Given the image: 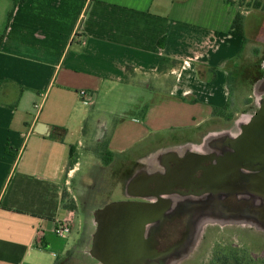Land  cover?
<instances>
[{
	"label": "crops",
	"instance_id": "0c3cea01",
	"mask_svg": "<svg viewBox=\"0 0 264 264\" xmlns=\"http://www.w3.org/2000/svg\"><path fill=\"white\" fill-rule=\"evenodd\" d=\"M238 13L244 45L230 35ZM250 13L238 0H0V264H40L56 222L73 220L63 197L82 145L68 138L87 135L86 107L104 111V102L124 98L107 149L122 170L151 169L118 179L131 197V185L178 156L153 157L162 136L198 145L196 154L235 138L227 132L235 107L251 118L264 98V67L254 66L261 56L245 27ZM137 87L148 98L128 90ZM129 107L143 110L130 116ZM109 132L102 126L98 139Z\"/></svg>",
	"mask_w": 264,
	"mask_h": 264
},
{
	"label": "rangeland",
	"instance_id": "374dc122",
	"mask_svg": "<svg viewBox=\"0 0 264 264\" xmlns=\"http://www.w3.org/2000/svg\"><path fill=\"white\" fill-rule=\"evenodd\" d=\"M238 1L246 9L251 10L250 16L245 21L246 33L249 34L250 42L254 43L257 55L261 56V59L258 57L259 63L254 66L264 67V38H260V28L262 25L264 26V14L262 13L264 12V0ZM255 5L259 8H255ZM262 36L264 37V33ZM128 90L132 92L134 97L148 98L147 93L140 91L138 87ZM103 106L106 111L97 110V106L96 108L86 107L89 114V120L86 124L87 135L82 137L74 135L68 138L70 145L77 146L78 142L82 145L81 147L77 146L79 171L69 180L70 198L65 197V204L69 205L68 203L73 201L75 215L71 230L67 235L62 238L56 235L48 237L49 245L41 250L43 256L40 264H56L57 259L64 258L66 253L73 251V249H75V255L61 264H96L93 259L89 258V249L95 231L93 227L94 212L106 204L121 202L126 197L124 190H122L124 185L118 181L119 178L124 177L123 179H125L127 177L129 179L138 173L151 172V169L146 166H130V164L129 167L122 170L118 161L111 162L107 166L104 165L99 154L101 149H99V144L103 145L108 133L98 139V131L102 126H105L110 134L117 124L119 118L117 114L125 110L126 105L123 98L121 102H104ZM242 108V105L235 107V118L231 129L227 131L236 137L241 133L242 122L246 124L251 119L243 115ZM257 109L258 104L252 105L251 113L254 114ZM112 110H115L113 114L110 113ZM142 110V108L132 109L129 107L127 113L130 116H137L141 114ZM220 130L222 129L218 131ZM166 136H162L158 141L156 147L158 152H154L153 157H156L158 153L162 154L163 150H172L178 156H183L186 150L190 148L192 153L199 152L197 151L199 150L198 145L180 146L173 142L172 135ZM144 158L142 160L147 159ZM233 192L235 193V201H242L241 207L235 210V215L226 217L228 215L224 213L223 218L217 219L205 216L199 222H195L196 224L192 223L191 231L181 248L175 251L168 262L161 264H209L215 253L230 248L244 249L253 258H264V223L259 220L257 212L263 203L262 199L251 194L245 188L244 183L236 184ZM173 200L176 201V199ZM81 240L82 246L80 247ZM50 251L54 252L55 255L52 256Z\"/></svg>",
	"mask_w": 264,
	"mask_h": 264
},
{
	"label": "water",
	"instance_id": "95a60500",
	"mask_svg": "<svg viewBox=\"0 0 264 264\" xmlns=\"http://www.w3.org/2000/svg\"><path fill=\"white\" fill-rule=\"evenodd\" d=\"M228 142L230 150L214 162L209 160L208 154L185 155L171 175L173 182L168 186H179L187 193L198 195L227 189L232 192L236 184L244 183L251 194L262 199L257 212L264 223V98L250 121L242 126L241 133ZM166 179L165 173H159L139 180L147 191L152 183L159 185ZM130 187L136 188L137 184ZM163 201V205L121 201L97 210L89 255L99 264H143L139 262V255L145 225L149 223V217L162 215V210L167 207Z\"/></svg>",
	"mask_w": 264,
	"mask_h": 264
},
{
	"label": "flooded vegetation",
	"instance_id": "af4514ba",
	"mask_svg": "<svg viewBox=\"0 0 264 264\" xmlns=\"http://www.w3.org/2000/svg\"><path fill=\"white\" fill-rule=\"evenodd\" d=\"M217 147V151L205 153L210 156L209 160H213V162L215 158L230 150L229 142L226 139L221 141ZM187 154L189 153L186 152L180 157L169 155L159 167H154L156 174L165 173L167 175V179L162 184L152 183L146 191L143 187L144 184L140 182L136 187L138 197H131L130 193H127L123 199V201L161 203V205L165 200L164 205H167L162 210L160 217L156 215L148 218L149 223L145 225L143 239L140 243V263L161 264L168 262L175 251L181 248L186 241L192 223L196 224L195 222H199L205 216L216 219L223 218L224 213L228 215L226 217L234 216L235 210L241 207L242 201H235V193L230 192V189L218 193L208 192L197 195L187 193L185 188L179 186L169 187L168 185L173 182V179H170L171 175L175 169H178L180 159ZM165 186L168 188L165 189ZM245 188L247 187L245 186ZM160 192L162 194L158 196L157 194Z\"/></svg>",
	"mask_w": 264,
	"mask_h": 264
},
{
	"label": "trees",
	"instance_id": "16d2710c",
	"mask_svg": "<svg viewBox=\"0 0 264 264\" xmlns=\"http://www.w3.org/2000/svg\"><path fill=\"white\" fill-rule=\"evenodd\" d=\"M255 8H259V6L255 5ZM10 19V14H9ZM230 35L238 37L242 40V45L245 43V36H244V27H243V16L241 13H238L235 16V19L232 23ZM227 106L223 108H214L213 115L214 116H221L223 115V112L227 110ZM144 117V111L141 116V119ZM112 134V131L108 136L106 137L105 141L103 142V145L99 144V154L100 157L104 163L105 166L109 165L112 162L113 153L107 149L108 142L110 139V136ZM73 152L74 147H70V160H69V167H73L77 161L73 158ZM65 197H63L64 202V208H67L69 210L74 209V203L71 201V203H68L69 205L65 204ZM79 246H82V240L80 241ZM75 255V249L73 251H68L64 258L57 259L56 264H61L66 259H70ZM209 264H264V258H253L246 250L240 249V248H230L225 251H221L218 253H215L211 262Z\"/></svg>",
	"mask_w": 264,
	"mask_h": 264
},
{
	"label": "built area",
	"instance_id": "2783aa9c",
	"mask_svg": "<svg viewBox=\"0 0 264 264\" xmlns=\"http://www.w3.org/2000/svg\"><path fill=\"white\" fill-rule=\"evenodd\" d=\"M78 94L82 100L90 101V97H89V94L87 93V91L81 90L78 92ZM71 226H72L71 220L58 221V222H56L55 227H54V234L57 237L62 238L70 232Z\"/></svg>",
	"mask_w": 264,
	"mask_h": 264
}]
</instances>
